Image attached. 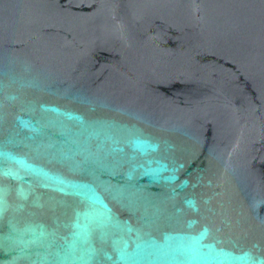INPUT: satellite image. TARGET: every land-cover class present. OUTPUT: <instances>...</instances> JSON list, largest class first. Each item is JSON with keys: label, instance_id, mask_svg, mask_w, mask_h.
I'll return each instance as SVG.
<instances>
[{"label": "water", "instance_id": "95a60500", "mask_svg": "<svg viewBox=\"0 0 264 264\" xmlns=\"http://www.w3.org/2000/svg\"><path fill=\"white\" fill-rule=\"evenodd\" d=\"M0 264H264V0H0Z\"/></svg>", "mask_w": 264, "mask_h": 264}]
</instances>
